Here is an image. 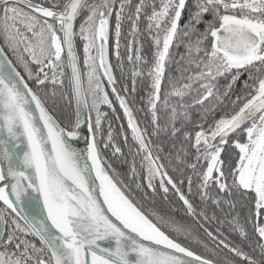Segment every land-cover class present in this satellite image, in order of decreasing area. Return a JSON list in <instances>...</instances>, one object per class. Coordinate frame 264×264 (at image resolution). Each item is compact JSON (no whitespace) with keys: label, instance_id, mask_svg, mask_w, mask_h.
<instances>
[{"label":"snow or ice","instance_id":"obj_1","mask_svg":"<svg viewBox=\"0 0 264 264\" xmlns=\"http://www.w3.org/2000/svg\"><path fill=\"white\" fill-rule=\"evenodd\" d=\"M109 149L144 199L174 191L217 259L142 208ZM0 264H264V0H0Z\"/></svg>","mask_w":264,"mask_h":264},{"label":"trees","instance_id":"obj_2","mask_svg":"<svg viewBox=\"0 0 264 264\" xmlns=\"http://www.w3.org/2000/svg\"><path fill=\"white\" fill-rule=\"evenodd\" d=\"M114 21V18H113ZM78 42V41H77ZM80 45V46H79ZM77 49L82 52V45L79 43L77 45ZM111 62L115 65L116 64V58L113 55L111 57ZM126 62V57H125ZM130 68V66H129ZM115 75L117 76L118 80L120 78V72L117 69L115 72ZM106 83V82H105ZM127 86L129 90L131 89L132 82L131 77L128 75V79L126 81ZM125 84V81L120 82V87L123 88ZM243 84V80H241L236 86L235 91L239 92L240 88ZM110 98L114 101L115 107L117 109L116 113L113 114L111 109H108L107 107H103L102 111L107 112L109 114V119L113 121V134L116 137V143H118L122 148L125 154L128 153V147L124 146V137L119 133V129L121 126H123L125 132L128 134L129 143H131V133L130 130L127 129V120L123 118V112L119 109L118 102H115V97L111 94V89H108ZM127 97V99L131 102L133 100L132 95H128L127 93H124ZM145 96V90H144V84H143V78H138L137 81V92L134 94L135 103L132 105L134 108V115L137 116V119L141 121V124H143V113L136 112L135 109L143 106L141 97ZM234 98V97H233ZM49 109L52 110V103L51 101L48 102ZM71 109H67L66 107L60 106L55 109V114L59 118L61 116L62 112L70 111ZM119 115L121 117L120 120H116L115 116ZM217 115H220V113H217ZM105 129H107V121H105ZM103 156L105 159H107L111 164L113 169L115 170V173L117 174V178L121 181H123V184L125 188H127V192L131 194L132 197H134L139 204L142 206V208L146 212H157L161 215H167L171 216L174 219H177L189 226L190 229L193 230V235L196 237V239L188 238L187 240L184 239V237H180L181 242L186 243L190 248H192L194 251H196L198 254H205L210 259H217L218 257L211 256L210 253H208L204 247L203 243H207L209 247L215 248L216 244L208 239V237L203 233L202 229H199L198 225L189 217L185 215V212L183 210L182 202L179 201L178 197L174 194V191H170L168 193L167 199H165L164 194L157 190V194L153 195L149 193V196L147 199L143 198L142 192L143 190L137 189L135 184H131V181L128 177L125 176V173L129 171L130 165L124 164L121 159H115L112 157L111 150H107L103 153ZM130 159V157H129ZM128 185H131L128 187ZM185 193H187V186L185 185L184 188ZM203 207V206H202ZM211 208L209 209V215H211ZM217 215H223L219 211V209L216 210ZM249 229H251V225H249ZM221 230L223 231L225 236H228L229 239H233L234 234H230V229L226 226L222 227ZM213 231H215V228H213ZM198 241H202L203 243H200ZM220 256L219 258H223L224 256L230 255L226 249L221 248L217 249Z\"/></svg>","mask_w":264,"mask_h":264},{"label":"water","instance_id":"obj_3","mask_svg":"<svg viewBox=\"0 0 264 264\" xmlns=\"http://www.w3.org/2000/svg\"><path fill=\"white\" fill-rule=\"evenodd\" d=\"M18 71H20V69L18 68ZM21 72V71H20ZM120 87V85H118ZM84 139H85V136L84 135H81L80 139H79V142L77 144V147H80V148H83L85 145H84Z\"/></svg>","mask_w":264,"mask_h":264},{"label":"flooded vegetation","instance_id":"obj_4","mask_svg":"<svg viewBox=\"0 0 264 264\" xmlns=\"http://www.w3.org/2000/svg\"><path fill=\"white\" fill-rule=\"evenodd\" d=\"M78 24H79V21L77 22V27H78ZM78 42H77V45L80 43V41L79 40H77ZM80 46V45H79ZM78 51H79V49H78ZM80 52V55H81V64H82V52L81 51H79ZM20 69V71H21V73L22 74H24L23 73V68H19ZM25 78H27V77H25ZM29 83H31V82H29Z\"/></svg>","mask_w":264,"mask_h":264}]
</instances>
